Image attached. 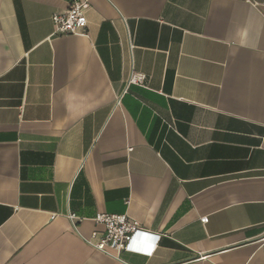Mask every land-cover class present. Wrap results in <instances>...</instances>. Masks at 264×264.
<instances>
[{"label":"crops","instance_id":"0c3cea01","mask_svg":"<svg viewBox=\"0 0 264 264\" xmlns=\"http://www.w3.org/2000/svg\"><path fill=\"white\" fill-rule=\"evenodd\" d=\"M87 1L0 0V264H264V0Z\"/></svg>","mask_w":264,"mask_h":264},{"label":"built area","instance_id":"2783aa9c","mask_svg":"<svg viewBox=\"0 0 264 264\" xmlns=\"http://www.w3.org/2000/svg\"><path fill=\"white\" fill-rule=\"evenodd\" d=\"M89 9L87 0H72L69 9L64 14H57L53 17L55 33L63 35L87 36L88 19L86 11ZM146 76L133 73L130 79L131 84L145 86ZM75 225L77 218L70 216ZM95 221L105 228L103 233L95 232L91 239L85 240L92 248L119 258L122 252L130 249L131 244L137 235L142 233L144 228L140 222L133 220L127 214L101 213ZM203 223H208L207 217L202 218Z\"/></svg>","mask_w":264,"mask_h":264}]
</instances>
